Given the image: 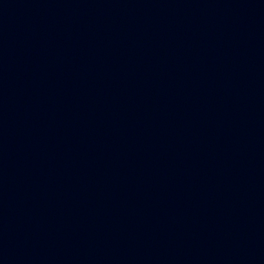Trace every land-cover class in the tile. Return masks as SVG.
<instances>
[{"label":"water","instance_id":"1","mask_svg":"<svg viewBox=\"0 0 264 264\" xmlns=\"http://www.w3.org/2000/svg\"><path fill=\"white\" fill-rule=\"evenodd\" d=\"M0 264H264V0H0Z\"/></svg>","mask_w":264,"mask_h":264}]
</instances>
